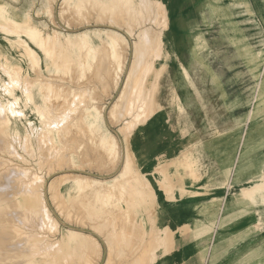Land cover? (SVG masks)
I'll return each mask as SVG.
<instances>
[{
  "label": "rangeland",
  "instance_id": "374dc122",
  "mask_svg": "<svg viewBox=\"0 0 264 264\" xmlns=\"http://www.w3.org/2000/svg\"><path fill=\"white\" fill-rule=\"evenodd\" d=\"M60 1L61 0H0V3L6 2L11 5L13 9L12 11L14 13L16 12L20 14L24 11L28 12L32 16V21L34 23H37L38 21H44L46 23V29L51 34H53L55 30L56 32L54 34H58L69 31L79 32L91 27H95L98 24V26L101 25L102 27H107L111 22L110 20L113 19L112 21H114V18L117 21L119 20L120 24H122L123 22H125L123 16V13H126L125 10H127L129 6L132 7L136 3V1L139 0H131L130 4H128V7L127 5H125L127 8L123 6L122 8L119 7L118 10H121L122 12H115L116 14L114 13L112 16L107 14L102 15L100 12H96L92 8H89L87 12L85 10L83 14L82 12L78 13L77 11L72 10V8L68 10L69 7L65 9L66 5L60 3ZM142 1V7L140 6L139 9L134 12L135 15L132 18V21L123 23L124 25L122 24L123 26L121 36L124 38H122L124 44L122 46L124 49H121L119 62H121L122 58L123 61L121 63L124 64L120 63L119 67L121 69L119 68L120 71H118V73L115 70L116 66L114 65V67L112 63H110L112 66L109 64L111 59L108 55L109 52H107V47L105 48L103 47L104 44H101V46H99L100 49H98V51H100L99 53L97 52L99 56L96 55L95 62H92V67L89 70L84 68L82 71L81 69L76 68V66L74 65L76 69L72 66L73 69L70 70L71 72L69 71V73L60 75L63 76V79H61L62 77L58 78V75L54 74L52 69H47L45 67L43 55L35 46H33V48L42 58V62H40L38 66L33 67L29 61L20 58L18 56V51L10 47L9 43L6 40V38H10V36H8V34H6L3 30L1 31L2 27L5 26L0 24L2 26H0V44L2 45V49L9 55H13L17 59V61L20 62L21 66V74L19 73L20 77L9 80V82L7 80V85H11L12 81H15L17 78L20 79H17L19 82H17L16 80L12 83L11 86L6 85V87L10 91L13 90L12 92L19 96V104H17L14 109H17L22 113H20L21 115L19 114L15 117H11L12 122L17 125L18 132L14 133L12 124L10 123L8 125L9 136L8 134H5L6 137L5 135H1L0 137V142L2 140L1 138H3V141L1 143L3 147L0 146V154H2L0 155V158L2 156L3 158H1L0 161L2 163L7 158V160H9H6L2 164H0V166L2 165L1 167H3L0 168V171L1 169L3 170L4 167L10 168L9 164L15 161L10 164V166L14 165V168L16 165L19 166H16L15 170H28L25 177H22L21 175L19 176L18 173L15 174L14 177L16 180H18V182L22 183L20 179L23 180L24 178H27L26 176L30 178L29 174L31 172V174H33V172L35 173L37 171H39L37 172V174L43 178L42 183H45V201L46 204L48 203L47 209L49 213L51 212V217L55 214L52 218L53 224H56L55 227L57 232L56 234L55 232L44 231V235L42 236L43 240L41 241L48 244H42L45 245L43 246V248L47 250V253H49V258L51 259L52 257V262L49 261L50 259L48 258V264H63L66 260H68L69 264H97V262L98 264H130L131 262L134 263L137 259V262H135L136 264H161L162 262L167 260L166 256H169L171 252H177L178 250H181L182 247V249H184L185 247V249L189 250L188 255L191 257L193 264H208V251L211 243V237L209 235L212 232L214 226V220L210 222L209 216H211V218L213 219L214 215L219 211L222 212V210L223 216H221V218L226 220H234L235 218L239 217L240 214L242 216H247L246 222L243 223L244 237L242 238H245L244 242H242V245L245 248H243L244 250L242 252H240L239 247L236 248L237 252L235 254L234 260H236L237 264H241V255L243 256L242 259H244L242 261V264H264V202L255 204L250 197H246L249 199V201L246 198H241L233 202L230 201L233 194L235 192H238L241 187H248L255 183V181H257L258 185L264 187V0ZM49 3L51 5H49ZM44 4H47L49 6L48 8L51 12H49V10L48 13H45L43 11L42 8ZM60 5L63 6L61 7ZM50 6L52 8H50ZM148 7L150 8L148 9ZM36 12H38V14ZM75 13L79 15L77 16ZM89 20L91 22H89ZM102 20H104V23H102ZM127 31L129 32L127 33ZM18 35L22 36V38H25L22 34ZM140 37H144L147 41H149V43ZM130 45H132V49ZM125 46H127V48ZM123 50L124 54H122ZM112 61L113 60H111V62ZM112 67H114L115 69ZM35 68L37 69L34 70ZM1 70L2 67H0V78L6 80L7 78ZM108 70L114 71L115 73L110 71L109 74ZM121 70L123 71L121 72ZM36 71L38 72V75ZM82 72L85 73H83V75L85 76H83L84 80L80 77L82 75ZM35 76H38L39 78L43 76L42 78H40L42 84L40 85L39 91L37 90L33 92L32 98L26 97L25 95L28 93V91L32 90L33 88L32 83L27 81H32L30 78L33 79L35 78ZM44 76L46 78H44ZM42 79L45 81V83L44 81H42ZM45 79H48V82L52 80L53 83L50 82L52 86H49V83L47 84V81ZM111 80L113 81L109 82ZM114 81L116 82L114 83ZM25 83L28 86L25 87ZM29 83L31 84L30 87ZM59 83H61V85ZM53 85L57 87L54 86V88ZM12 86L15 88H12ZM48 86L50 87V89ZM79 88L82 89L80 90ZM84 88L86 93H84L83 91ZM22 89L24 90V93ZM47 89L50 91H46ZM58 89H60V92H58ZM119 89L120 91H123V93L121 92L122 96L119 97V99L117 98V100L121 102L122 110H116L115 114L111 117V105L115 101V96ZM25 90L27 91V93ZM56 92L59 94L61 92L62 93L59 95L56 94ZM0 93V102L5 101V99H9V94L3 92ZM86 94H89L88 98H85L87 97ZM64 95L67 96V98ZM77 95H79L80 97L78 96V98ZM61 96H63V98L68 101L66 102L64 100L66 104L63 103V98ZM43 97H46L45 100L43 99ZM54 97H56V99ZM91 97L94 98V101L93 99H91ZM120 98H122V100H120ZM42 99L44 100V104ZM71 99L73 100V103ZM47 102L50 104H48ZM82 102H84V106L93 104L99 108L101 119H99L97 125L94 124L91 127L88 126V124L84 120L82 121V118L84 117V115H82V112L84 114V111H82L84 108L82 107ZM62 103L63 106H61ZM37 107L38 109H36ZM39 107H42L41 109H44L43 111L47 114L45 115V113ZM108 112L109 114L107 115ZM60 114L63 116H61ZM51 115L52 117H50ZM58 116L60 117V119ZM152 116H156L162 119L165 118L168 120L170 127L178 135L180 148V152L177 158L171 161L160 160L157 163V167L152 173H143L148 187L156 192L157 200L159 193L162 191L166 193L170 200H176L178 197L183 198L186 196L197 195H202L207 198L218 196L217 198H219L201 205V207L197 209V212L202 215L204 221L194 222L193 224H186L181 228V230L178 231L180 234H183V232H185L186 235H180V237L176 236L175 231L158 226L157 222H154V220L156 221V209L158 206L156 207L153 202L148 203L144 208L138 206L137 211L139 210L140 213L138 211L136 213L137 215L133 213V209V211L128 209V211H130L128 212L126 218L122 213H118L123 212L120 206H109V208L108 206H106V209H104V211L99 210L100 213H98L99 211L96 210L95 214H98L97 219L94 213L93 215H91L92 212H90V214L89 212L87 213L88 209L86 207L87 205L85 204L88 200V194L86 189H84L78 195L81 196L80 198L83 199L84 202L81 201V199L78 197L77 200L79 199L80 202L78 201L76 203L74 202L77 201L76 197H73V199H70L69 197V195H76L77 189L70 181H68V177L72 174L83 175V173H76V170L89 173L91 174L88 176L89 178L94 177L97 179H101V177L103 176L108 178V176L111 175L114 170H117V168H114V165L117 164V159L119 158V155L116 152L118 150L117 141H120L121 138L124 137V141V139L127 137L125 141H127L131 149V157L135 158V152H133V149L130 146L131 139L133 138L134 133L144 124L143 122H146V120H148ZM44 117L47 118L45 119ZM56 118H58L59 120ZM72 119L74 121H72ZM52 120L58 121L55 123V125H53ZM112 120L114 121L113 123ZM59 121L60 123H58ZM28 122L29 124H27ZM70 122H73V124H71ZM70 124L72 126H70ZM82 124L85 128H83V126L80 127ZM48 125L53 130L56 129L53 132V136L51 134L48 135V133L43 134L46 133V130H48ZM104 127H107L110 130L112 137L113 135L116 138L118 137L117 139L114 137V141H116L117 144L115 147V152L117 154L115 155L116 159L114 158L112 162H110L106 157L108 156V152L105 150V152H107V155L106 153L102 154L101 148L98 144L97 145L99 148H97L96 145V143H98L96 137L98 138L102 128ZM39 128L44 130H39ZM64 128L67 129V131ZM92 128H94V131L92 130ZM88 130L91 132H89ZM83 131L86 134L83 133ZM25 133L27 136H25ZM61 133H64V136L61 137ZM72 134L73 136H75L72 137ZM47 135L50 136L51 140H49L50 138ZM69 136H71V138H68ZM86 136L88 137L89 141L87 140ZM4 137L8 139L4 140ZM77 137H80L81 139H78ZM65 138H67V140H65ZM28 139L30 140L28 141ZM25 141H28L29 143ZM55 141H57L58 143ZM65 141L67 142V144H65ZM3 142H6V149L11 147L9 149L11 152L8 150L9 152L7 153L6 149L4 148ZM7 142H9L10 144ZM42 142L45 144V146H43L44 144ZM53 142L57 143V148ZM24 144L27 145L24 146ZM123 145H125V142L123 143ZM22 146L25 147L26 150ZM49 146L55 147L54 150L51 147L49 148ZM78 146L80 148L82 147L83 149L77 148ZM39 147L42 149H40ZM2 148L7 154L3 151ZM12 150L14 155L12 153ZM42 150H45L44 153H46L47 157L45 154L43 155ZM102 150L104 151V149ZM27 151L29 153L31 151V153L29 154L27 153ZM48 153H50L51 155H49ZM10 154L11 158L9 156ZM15 154L18 156V158ZM58 154L60 158L57 157ZM43 157L45 158L42 159ZM52 157L56 158L53 159ZM134 158L132 159L134 160ZM93 159L95 160L92 162L91 160ZM183 160H192V163L185 165L184 167L179 166V168H174L176 166V163ZM7 162H9V164ZM112 163L115 164L111 165ZM3 164L6 166H4ZM108 164L109 166H107ZM23 167L26 168L23 169ZM28 167H30V169ZM56 167H58L59 169H57ZM19 168H22V170ZM189 168H194L198 172V180H196V182L193 184L192 182L194 181L188 176ZM137 169L139 170V168ZM133 172L136 175L134 170L129 172L128 178H132L131 180H129L130 182H133V179L135 178V175L132 174ZM140 173L142 172L140 171ZM16 176H19V178H17ZM12 178L13 177H10L9 179L12 180ZM57 180H59L60 183H58L59 181L57 182ZM62 180L65 182L61 183ZM230 181L231 184L229 185L228 182ZM235 181L239 183L237 185H234L233 182ZM52 182L54 186L57 183L59 185L61 184L60 186L58 185L59 189L56 187L57 185L55 186L57 188L56 189L52 185ZM50 184L52 185L51 187H49ZM150 184L153 186V189L151 188ZM0 185L4 186L5 184L1 183ZM3 186H0V188H2ZM47 187L49 188L48 190L52 192L47 191ZM87 190L89 193V188H87ZM193 190H197L201 194L194 193ZM218 190L222 191V193H215ZM84 192L85 194H83ZM176 192L178 193L177 196L175 194ZM154 194H152L151 196H154ZM115 195L118 196V194L116 193ZM83 196H86V198ZM127 197L128 196L126 195L124 198L128 199ZM116 199L117 197L113 199V201H116ZM124 201L125 199H123L121 203L124 204ZM71 202L73 203L71 204ZM81 202L84 203L85 206L82 204V207L81 204H79ZM115 207H118V209H121V211H119ZM111 208H115L118 211L112 210ZM143 210L146 211L144 212ZM111 211L113 212V214H115L114 212L116 211L117 215H113ZM84 212L87 214H85ZM101 213L103 215V218H99L102 217V215H99ZM107 213L112 214H108L111 215L110 219L107 217ZM148 213L149 215L146 216ZM86 215H88V218L86 217ZM104 218L105 220L108 218L107 221H105ZM124 218H128L130 221H126ZM54 219L55 222L57 221L59 225L57 224V222H54ZM89 220L91 221L89 222ZM112 221H115V226L113 225ZM208 221L210 224L208 223ZM68 222L72 224H69ZM130 222L132 224H130ZM106 223H109V226L111 227H108V224L106 225ZM73 225L74 227L79 228L83 226L81 227V229H83L86 234L88 233L91 238L94 237L92 239L93 241L90 239V243L92 244L95 241L94 245L99 249L97 248L93 252V250L95 249L93 247L94 245L91 246L90 244L89 247L92 248H86L87 250L89 249V251H87L83 247L79 248V253L78 251L71 250L72 253L76 255L72 254L70 251L69 253L71 254L66 251L64 252L62 249H59L61 247H57L56 245H58L57 242H59V239L61 238L60 229L62 227L68 228L70 226V228H74L72 227ZM127 225L129 226V229ZM87 226H89L90 228H88ZM91 226H95V228H92L94 230H97H92ZM101 226L103 228H101ZM100 228L104 229L103 231H105L106 229L107 230L105 232H99L98 230H101ZM184 228L185 230H183ZM112 230L114 231L112 232ZM105 233L118 234L117 236L116 234H112L111 238L113 237V240L111 239V241L113 242H110V240L108 242L105 239H108V237L110 238V234H106L108 236H105ZM121 233L123 235L119 236ZM163 234H165L164 238ZM118 236L122 238L120 239L118 238ZM49 238L50 240H52L50 241ZM239 238L240 237L238 236V234H236L235 236L228 239V244L234 245L233 242L235 240H238ZM106 243L111 244H108L109 246H107ZM53 244L55 246H53ZM48 246L53 247V249L54 247H57V253L55 252V250L52 251V248H49ZM50 250L52 252H50ZM59 250H62L61 255L60 253L58 254ZM54 252L56 253V256L50 257V255ZM90 252H92L93 254ZM245 252L246 254L244 255L243 253ZM78 254H80V257L77 256ZM59 255L61 259L59 258ZM65 256L68 258H66ZM214 256L215 254L214 252H212L210 260H213ZM70 257H73V260ZM153 257L156 259H154ZM78 258H81L83 262ZM65 263L67 264V262Z\"/></svg>",
  "mask_w": 264,
  "mask_h": 264
},
{
  "label": "bare ground",
  "instance_id": "6f19581e",
  "mask_svg": "<svg viewBox=\"0 0 264 264\" xmlns=\"http://www.w3.org/2000/svg\"><path fill=\"white\" fill-rule=\"evenodd\" d=\"M130 1L131 0H61L60 1V3H62V4H65L66 5V7H65V9L67 8V7H69V9L68 10H70V8H72V10H74V11H77L78 13H81L82 12V14H83V12L86 10V12L89 10V8H92L93 10H95L96 12L98 11V12H100L102 15H113L115 12H118L119 10V7H121L122 8V6L123 7H126L125 5H127V7H128V4H130ZM142 0H139V1H136V3L132 6V7H126L127 8V10H125L126 11V13H123V16H124V21L125 22H123V23H128L129 21H132V18L134 17V15H135V11L137 10V9H139V7L142 5L141 3L143 2H141ZM160 2V1H159ZM144 4V3H143ZM147 4H148V2H147ZM49 5H51L50 3H49ZM161 5H164V4H161ZM61 6V5H60ZM63 6V5H62ZM61 6V7H62ZM149 6V5H148ZM158 6V5H157ZM49 6L47 5V4H44V6H43V11L45 12V13H48V10H49V12H51L50 11V9L48 8ZM142 7V6H141ZM50 8H52L51 6H50ZM125 8V9H126ZM150 7H148V9H149ZM13 9H12V6L11 5H9L8 3H6V2H2V3H0V24L1 25H4L5 27H2L1 25V27H2V29H1V31L3 30L6 34H8V36H10V38H6V40H7V42L9 43V45H10V47H12V48H14V49H16L17 51H18V56L20 57V58H23V59H26L27 61H29L30 62V64H32V66L34 67V66H38V64L40 63V62H42V58H41V56L38 54V52L33 48V46H35L37 49H39V51L42 53V55H43V59H44V63H45V67L47 68V69H52L53 70V72H54V74H57L58 75V78L59 77H62L61 79H63V76H60L61 74L63 75V74H66V73H69V71L70 70H72L73 68H72V66L75 68V66H76V68H79V69H81L82 71H83V69L85 68V69H90L91 67H92V62L94 61L95 62V59H96V55H98L97 54V52L99 53V51H98V49H100V47L99 46H101V44H104L103 45V47H107V52H109L108 53V55L110 56V59L111 60H113L112 62H111V60H110V62H109V64L110 63H112V65L114 66H116V69L114 68V67H112V68H114L116 71H117V73H118V71H120L119 70V66H120V63L123 61L122 60V58H121V62H119L120 60V55H121V49H124L123 48V46L122 45H124L123 44V40H122V36H121V31H122V26L124 25L123 23V25L122 24H120V22H119V20L117 21V20H115V18H114V21H112V20H110L111 22H110V24H109V26H107V27H102L101 25L100 26H95V27H91V28H89V29H85V30H82V31H79V32H71V31H69V32H63V33H58V34H54L55 32H56V30H55V32L53 33V34H51L47 29H46V23L44 22V21H38L37 23H34L33 21H32V16L28 13V12H21L20 14H18V13H14L13 11H12ZM52 10V9H51ZM64 11V10H63ZM121 11V10H120ZM119 11V12H120ZM62 12V11H61ZM76 12V13H77ZM92 12V11H91ZM94 12V11H93ZM118 12V13H119ZM122 12V11H121ZM37 14H38V12H36ZM75 13V14H76ZM59 14H61V13H59ZM65 14H67V13H65ZM116 14V13H115ZM142 14V13H141ZM148 14V13H147ZM156 14V13H155ZM49 15V14H48ZM77 15V14H76ZM75 15V16H76ZM79 15V14H78ZM77 15V16H78ZM85 15V14H84ZM63 16V15H62ZM73 16V15H72ZM83 16V15H82ZM95 16V15H94ZM117 16V15H116ZM122 16V17H123ZM148 16H150V15H148ZM55 17H56V15H55ZM60 17V16H59ZM81 17V16H80ZM86 17H88V16H86ZM121 17V18H122ZM137 17V16H136ZM154 17V16H153ZM34 18V17H33ZM61 18V17H60ZM119 18V17H118ZM68 19V18H67ZM110 19V18H109ZM108 19V20H109ZM84 20V19H83ZM123 20V19H122ZM137 20V19H136ZM150 20V19H149ZM66 21V20H65ZM69 21V20H68ZM75 21V20H74ZM85 21V20H84ZM104 20H102V23H104L103 22ZM138 21V20H137ZM89 22H91L90 20H89ZM106 22V21H105ZM122 22V21H121ZM142 22V21H141ZM83 23V22H82ZM97 23V22H96ZM70 24H71V22H70ZM92 25V24H91ZM96 25V24H95ZM79 26V25H78ZM145 26V25H144ZM0 27V28H1ZM71 28V27H70ZM86 28V27H85ZM130 28V27H129ZM145 28V27H144ZM65 31H66V29H65ZM72 31H74V30H72ZM129 31H127V33H128ZM125 33V32H124ZM131 33V32H130ZM130 33H129V35H130ZM149 33V32H148ZM18 34H22V35H24V37L25 38H22V36H19ZM150 34V33H149ZM142 35V34H141ZM143 35H144V33H143ZM142 35V36H143ZM137 36V35H136ZM127 37V36H126ZM128 38V37H127ZM140 38H143L146 42H148L149 43V41H147L144 37H140ZM148 38V37H147ZM124 39V38H123ZM142 39V40H143ZM149 39V38H148ZM140 40V39H139ZM138 40V41H139ZM144 42V41H143ZM145 42V43H146ZM142 43V42H141ZM130 44V43H129ZM135 44V43H134ZM147 44V43H146ZM148 45V44H147ZM150 45H151V43H150ZM131 46V49H132V45H130ZM134 46V45H133ZM126 48H127V46H125ZM138 47V46H137ZM141 47V46H140ZM148 47V46H147ZM146 48V47H145ZM141 49V48H140ZM143 49H144V45H143ZM133 50H134V48H133ZM133 50H132V52H133ZM146 50V49H145ZM151 50V49H150ZM103 51V50H102ZM140 51V50H139ZM144 51V50H143ZM124 52V50L122 51V54H124L123 53ZM145 52V51H144ZM127 53V52H126ZM139 53V52H138ZM147 53V52H146ZM141 54V53H140ZM127 55V54H126ZM130 55V54H129ZM99 56V55H98ZM135 56V55H134ZM136 57V56H135ZM127 59V58H126ZM147 59V58H146ZM108 61V60H107ZM29 62H27V63H29ZM115 64H114V63ZM124 62H125V60H124ZM26 63V64H27ZM138 63V62H137ZM0 67H2V73L6 76V80L5 79H2V78H0V92H3V93H6V94H9L10 95V97H9V99H5V101H1L0 102V137H1V135H5V134H8V130H9V124L11 123L12 124V129H13V131H14V133H16V132H18V130H17V125L14 123V122H12V119H11V117H15V116H17V115H19L21 112H19L17 109H14L16 106H17V104H19V96L18 95H16V94H14L12 91L13 90H9V89H7V87H6V85L8 84V82H9V80H12V79H15L16 77H20L19 76V73L21 74V66H20V62L19 61H17V59L13 56V55H9L8 53H6V52H4L3 51V49H2V45L0 44ZM121 64H124V63H121ZM131 64V63H130ZM75 65V66H74ZM94 65V64H93ZM108 65V64H107ZM111 65V64H110ZM111 65V66H112ZM138 65V64H137ZM98 66V65H97ZM123 66V65H122ZM131 66V65H130ZM75 68V69H76ZM107 68H109V67H107ZM111 68V67H110ZM124 68V67H123ZM122 68V69H123ZM151 68H152V65H151ZM30 69V68H29ZM37 68H35L34 70H36ZM46 69V70H47ZM113 69V70H114ZM121 69V68H120ZM136 69V68H135ZM78 70V69H77ZM80 70V71H81ZM93 70V69H92ZM114 70V71H115ZM130 70V69H129ZM41 71V70H40ZM39 71V72H40ZM75 71V70H74ZM109 71V70H108ZM111 71V70H110ZM110 71H109V74H110ZM114 71H111V72H114ZM123 70H121V72H122ZM138 71V70H137ZM35 72V71H34ZM45 72V71H44ZM71 72V71H70ZM86 72V71H85ZM139 72V71H138ZM150 72V71H149ZM36 73H37V75H38V72L36 71ZM42 73V72H41ZM40 73V74H41ZM83 73L84 72H82V75L80 76L81 78H83ZM115 73V72H114ZM116 73V74H117ZM39 74V75H40ZM51 74V73H50ZM78 74V73H77ZM85 74V73H84ZM108 74V75H109ZM115 74V75H116ZM120 74V73H119ZM36 75V74H35ZM53 75V74H52ZM57 75H55V76H57ZM112 75V74H111ZM143 75V74H142ZM67 76V75H66ZM103 76V75H102ZM110 76V75H109ZM119 76V75H118ZM43 77V76H42ZM42 77H40V78H42ZM68 77H70V76H68ZM67 77V78H68ZM85 77V76H84ZM113 77V76H112ZM120 77V76H119ZM23 78V77H22ZM40 78L38 77V76H35V78H30L32 81H27V82H31L32 83V85H33V88H32V90H30V91H28V88H27V91H28V93H27V91H26V97H31L32 98V94H33V92L34 91H39V88H40V85L42 84L41 83V81H40ZM44 78H46L45 76H44ZM43 78V79H44ZM101 78V77H100ZM110 78V77H109ZM114 78V77H113ZM18 79V78H17ZM16 79V80H17ZM42 79V81H44ZM112 79V78H111ZM119 79V78H118ZM117 79V80H118ZM7 80H8V82H7ZM15 80V81H16ZM18 80H20V79H18ZM17 80V82H19ZM46 80V79H45ZM48 80V79H47ZM46 80V81H47ZM60 80V79H59ZM70 80V79H69ZM76 80V79H75ZM79 80V79H78ZM83 80H84V78H83ZM91 80V79H90ZM109 80V79H108ZM116 80V81H117ZM14 80L12 81V83L13 82H15ZM57 81V80H56ZM77 81V80H76ZM113 80H111V81H109V82H112ZM116 81H114V83L116 82ZM11 82V81H10ZM26 82V81H25ZM50 82H52V80H50ZM50 82H48L47 81V84L50 86L51 85V83ZM79 82V81H78ZM81 82V81H80ZM97 82V81H96ZM99 82V81H98ZM118 82V81H117ZM12 83H11V85H12ZM44 83H45V81H44ZM53 83V82H52ZM88 83H90V82H88ZM113 83V84H114ZM18 84V83H17ZM28 84V83H27ZM60 85H61V83H59ZM64 84V83H63ZM62 84V85H63ZM80 84H82V83H80ZM98 84V83H97ZM117 84V83H116ZM132 84V83H131ZM11 85H7V86H11ZM14 85V84H13ZM16 85V84H15ZM22 85V84H21ZM23 85H24V83H23ZM30 83H29V87H30ZM46 85V84H45ZM55 85H57V84H55ZM55 85H53V87L55 86ZM72 85V84H71ZM118 85V84H117ZM26 86H28V85H26V83H25V87ZM43 86V85H42ZM48 86V87H49ZM52 86V85H51ZM82 86V85H81ZM92 86V85H91ZM95 86H97V85H95ZM20 87V86H19ZM22 87V86H21ZM55 87H57V86H55ZM54 87V88H55ZM80 87V86H79ZM90 87V86H89ZM12 88H15V87H13L12 86ZM24 88V87H23ZM45 88H47V87H45ZM53 88V89H54ZM61 88V87H60ZM98 88V87H97ZM25 89V88H24ZM30 89V88H29ZM49 89H50V87H49ZM62 89V88H61ZM63 89H64V87H63ZM69 89V88H68ZM80 89V88H79ZM79 89H78V91H79ZM82 89V88H81ZM80 89V90H81ZM86 89H87V87H86ZM91 89V88H90ZM94 89V88H93ZM115 89V88H114ZM23 90V89H22ZM59 91L58 92H60V89H58ZM75 90V89H74ZM73 90V91H74ZM97 90V89H96ZM46 91H50V90H46ZM56 91H57V89H56ZM65 91V90H64ZM69 91V90H68ZM77 91V90H76ZM84 93H86L85 92V88H84ZM99 91V90H98ZM110 91V90H109ZM108 91V92H109ZM41 92V91H40ZM52 92V91H51ZM54 92V91H53ZM71 92V91H70ZM121 92L123 93V91H120V89L118 90V92H117V94H116V96H115V101L113 102V104L111 105L112 106V108H111V117H112V115H114L115 114V112H116V110H118V109H121L122 110V106H121V102L119 101V100H117V98L119 99V97H121L122 96V94H121ZM125 92V91H124ZM155 92V91H154ZM23 93H24V90H23ZM42 93V92H41ZM44 93H47V92H44ZM62 93V92H61ZM60 93V94H61ZM67 93V92H66ZM69 93V92H68ZM75 93V92H74ZM83 93V94H84ZM98 93V92H97ZM101 93V92H100ZM99 93V94H100ZM110 93V92H109ZM108 93V94H109ZM56 94H59V93H57L56 92ZM59 94V95H60ZM63 94H64V92H63ZM82 94V95H83ZM0 95H1V93H0ZM46 95V94H45ZM44 95V96H45ZM59 95H58V97H59ZM70 95V94H69ZM81 95V94H80ZM87 95V94H86ZM89 95V94H88ZM87 95V97H85V98H88L89 96ZM154 95V94H153ZM57 96V95H56ZM65 96V95H64ZM76 96V95H75ZM79 95H77V97H78ZM94 96H96V95H94ZM93 96V97H94ZM98 96V95H97ZM112 96V95H111ZM50 97V96H49ZM62 98H63V96H61ZM66 98H67V96H65ZM80 97V96H79ZM78 97V98H79ZM100 97H101V95H100ZM45 98L46 97H43V99L45 100ZM55 99H56V97H54ZM53 98V99H54ZM69 98V97H68ZM71 98V97H70ZM82 98V97H81ZM95 98H97V97H95ZM27 99V98H26ZM30 99V98H29ZM42 99V100H43ZM51 99H52V94H51ZM76 99V98H75ZM91 99H93V101H94V98H92L91 97ZM152 99V98H151ZM32 100V99H31ZM44 100H43V104H44ZM58 100V99H57ZM61 100V99H60ZM64 98H63V103L64 104H66L65 102H64ZM72 100V99H71ZM120 100H122V98H120ZM127 100V99H126ZM47 101V100H46ZM66 102H68L67 100H65ZM76 101V100H75ZM82 101V100H81ZM85 101V100H84ZM117 101H118V103L120 104H118L117 103ZM128 101V100H127ZM56 102V101H55ZM89 102V101H88ZM111 102V101H110ZM150 102V101H149ZM25 103H27V102H25ZM48 103V102H47ZM57 103V102H56ZM63 103H62V105L61 106H63ZM72 103H73V100H72ZM83 103V106L82 107H84L83 108V110L82 111H84V114H83V112H82V115H84V117L82 118V121L84 120L87 124H88V126H91L92 127V125H97L98 124V122H99V119H101V117H100V111H99V108L96 106V105H93V104H91V105H86V106H84V102H82ZM151 103V102H150ZM42 104V103H41ZM48 104H50V103H48ZM52 104V103H51ZM55 104V103H54ZM125 104V103H124ZM71 105V104H70ZM45 106V105H44ZM50 106V105H49ZM65 106V105H64ZM72 106V105H71ZM81 106V105H80ZM55 107V106H54ZM67 107V106H66ZM73 107V106H72ZM40 108V107H39ZM42 108V107H41ZM40 108V109H41ZM45 108V107H44ZM50 108V107H49ZM62 108V107H61ZM69 108V107H68ZM101 108V107H100ZM36 109H38V107L36 108ZM47 109V108H46ZM59 109V108H58ZM74 109V108H73ZM77 109H79V108H77ZM42 110V109H41ZM44 110V109H43ZM42 110V111H43ZM64 110V109H63ZM50 111H52V110H50ZM54 111V110H53ZM73 111H75V110H73ZM101 111H102V109H101ZM39 112V111H38ZM41 112V111H40ZM44 112V111H43ZM56 112V111H55ZM70 112V111H69ZM118 112V111H117ZM137 112V111H136ZM45 113V112H44ZM73 113V112H72ZM119 113H120V111H119ZM150 113H151V111H150ZM149 113V114H150ZM11 115V116H9V115ZM22 114V113H21ZM20 114V115H21ZM47 113H45V115H46ZM74 114V113H73ZM77 114V113H76ZM81 114V113H80ZM102 114V113H101ZM109 114V112L107 113V115ZM117 114V113H116ZM41 115H42V113H41ZM44 115V114H43ZM61 115V114H60ZM48 116V115H47ZM61 116H63V115H61ZM73 116V115H72ZM79 116V115H78ZM110 116V115H109ZM50 117H52V115L50 116ZM59 117V116H58ZM75 117V116H74ZM74 117H72V118H74ZM111 117H109V118H111ZM149 117V116H148ZM40 118H41V116H40ZM45 119L47 118V117H44ZM108 118V119H109ZM114 118V117H113ZM112 118V119H113ZM115 118H116V116H115ZM54 119V118H53ZM56 119H58V118H56ZM59 119H60V117H59ZM58 119V120H59ZM70 119V118H69ZM79 119V118H78ZM77 119V120H78ZM14 120H15V118H14ZM57 120V121H58ZM64 120V119H63ZM106 120V119H105ZM114 120V119H113ZM112 120V123L114 122ZM53 121V125H55V123L57 122V121H54V120H52ZM71 121V120H70ZM72 121H74L73 119H72ZM79 121V120H78ZM62 122V121H61ZM106 122V121H105ZM120 122V121H119ZM52 123V122H51ZM58 123H60V121L58 122ZM64 123V122H63ZM71 123V122H70ZM81 123V122H80ZM79 123V124H80ZM144 123V122H143ZM27 124H29V122L27 123ZM62 124V123H61ZM66 124H67V122H66ZM71 124H73V122L71 123ZM70 124V126H72ZM75 124V123H74ZM79 124H78V126H79ZM111 124V123H110ZM63 125H65V124H63ZM69 125V124H68ZM77 125V124H76ZM83 126V124L80 126V127H82ZM43 127V126H42ZM41 127V128H42ZM48 130H46V133H43V134H47L48 133V135L49 134H51L52 136H53V132L56 130H53L52 128H50V126L48 125ZM52 127V126H51ZM69 127V126H68ZM102 127V126H101ZM121 127V126H120ZM41 128H39V130L41 129ZM54 128V127H53ZM63 128V127H62ZM61 128V129H62ZM66 128H67V126H66ZM71 128V127H70ZM83 128H85L84 126H83ZM65 129V128H64ZM77 129V128H76ZM94 128H92V130H93ZM30 130V129H29ZM42 130V129H41ZM44 130V129H43ZM42 130V131H43ZM66 131H67V129H65ZM83 130V129H82ZM30 131H32V130H30ZM62 131V130H61ZM77 131V130H76ZM86 131V130H85ZM89 131V130H88ZM94 131V130H93ZM33 132V131H32ZM74 132H75V130H74ZM73 132V133H74ZM80 132H81V130H80ZM87 132V131H86ZM89 132H91V131H89ZM13 133V134H14ZM31 133V132H30ZM40 133V132H39ZM38 133V134H39ZM65 133V132H64ZM63 133V134H64ZM68 133V132H67ZM66 133V134H67ZM83 133H85L84 131H83ZM28 134V133H27ZM62 133H61V137L62 136H64ZM77 134V133H76ZM86 134V133H85ZM89 134V133H88ZM47 135V136H48ZM81 135V134H80ZM94 135V134H93ZM98 135H99V133H98ZM113 135V134H112ZM8 136H9V134H8ZM25 136H27L26 135V133H25ZM30 136V135H29ZM28 136V137H29ZM39 136V135H38ZM37 136V137H38ZM51 136V137H52ZM59 136V135H58ZM75 136V135H74ZM73 136V134H72V137H74ZM5 137H6V135H5ZM4 137V138H5ZM28 137H24V138H28ZM49 138H50V136H48ZM81 137V136H80ZM79 137V138H80ZM85 137V136H84ZM87 137V136H86ZM95 137V136H94ZM114 135H113V137L111 136V132H110V130L107 128V127H104V128H102V130H101V133H100V135L98 136V138L96 137V139H97V141H98V143H96V145L98 144L99 145V147L101 148V151H102V154H105L106 153V155H107V152H108V156H106L107 158H108V160L110 161V162H112L113 161V159L115 158V155L118 153V155H119V158L117 159V164L116 165H114V168H117V170H114L113 171V173L111 174V175H109L108 176V178L107 177H101V179H97V178H89L88 176L89 175H91V174H89V173H86V172H84V171H82V172H80L79 170H76V173H83V175H79V174H72V175H70L69 177H68V181H70L74 186H75V188L77 189V193H76V195H69V197H70V199H73V197H76V200H77V198L79 197H81V196H78L79 195V193L80 192H82L84 189H86V191H87V194H88V197H87V201H86V204L85 205H87L86 207H87V209H88V211H87V213L89 212V214H90V212H92V214L91 215H93V213L95 214V212H96V210H103L104 211V209H106L105 207L106 206H108V208H109V206H120V208L122 209V211L123 212H118V213H122L124 216H125V218L127 217V214H128V212L130 211V210H134V214H136L138 211H137V208H138V206H141V208H144V207H146V205L148 204V203H151V202H153V204H155L156 205V207L158 206V204H157V202H156V193L153 191V190H151L149 187H148V185H147V183H146V179H145V176L143 175V173H140V170H138L137 168H138V166H137V164H136V162H135V160H133L132 158L133 157H131V149H130V147H129V145H128V143H127V141H125L126 140V138L124 139V141H123V138H121L120 139V141H117L118 143V150L116 151V141H114L115 139H114ZM42 138V137H41ZM68 138H71V136H69ZM78 138V137H77ZM78 138V139H79ZM92 138H93V136H92ZM116 138V137H115ZM118 138V137H117ZM116 138V139H117ZM2 140H1V142H0V146H2L1 145V143H2V141H3V138H1ZM8 139V138H7ZM6 138L4 139V140H7ZM38 139V138H37ZM74 139V138H73ZM81 139V138H80ZM86 139V138H85ZM15 140V139H14ZM18 140V139H17ZM23 140V139H22ZM27 140V139H26ZM30 139H28V141H29ZM44 140V139H43ZM49 140H51V138L49 139ZM62 140V139H61ZM65 140H67V138H65ZM69 140V139H68ZM75 140V139H74ZM83 140V139H82ZM87 140H88V137H87ZM28 141H25V142H28ZM53 141H54V139H53ZM60 141V140H59ZM77 141V140H76ZM81 141V140H80ZM84 141V140H83ZM89 141V140H88ZM95 141V140H94ZM18 142V141H17ZM36 142H37V140H36ZM49 142V141H48ZM48 142H47V145H48ZM55 142H57V141H55ZM62 142V141H61ZM66 142V141H65ZM70 142V141H69ZM75 142V141H74ZM86 142V141H85ZM92 142V141H91ZM125 142V145H123V143ZM4 143V142H3ZM6 143V142H5ZM5 143H4V148L6 147L5 146ZM7 143H9V142H7ZM29 143V142H28ZM31 143V142H30ZM43 143V142H42ZM54 143V142H53ZM58 143V142H57ZM57 143H54L55 144V146H56V144ZM77 143V142H76ZM93 143V142H92ZM10 144V143H9ZM12 144V143H11ZM17 144H19V143H17ZM41 144V143H40ZM44 144V143H43ZM50 144H52V143H50ZM65 144H67V142L65 143ZM120 144V145H119ZM251 144V143H250ZM6 145H8V144H6ZM22 145V144H21ZM27 145V144H26ZM25 144H24V146H26ZM29 145V144H28ZM63 145V144H62ZM73 145V144H72ZM79 145H82V144H79ZM94 145V144H93ZM98 145H97V148H99L98 147ZM10 146V145H9ZM8 146V147H9ZM38 146V145H37ZM41 146V145H40ZM43 146H45V144L43 145ZM52 146V145H51ZM51 146H49V148L51 147ZM61 146V145H60ZM3 147V146H2ZM13 147V146H12ZM23 147V146H22ZM48 147V146H47ZM58 146H56V148H57ZM69 147V146H68ZM74 147V146H73ZM91 147V146H90ZM11 148V147H10ZM10 148H8V149H6V151H7V153L10 151L9 149ZM23 148H25V147H23ZM22 148V149H23ZM28 148V147H27ZM40 148V147H39ZM51 148H53V150H54V148L55 147H51ZM63 148V147H62ZM71 148V147H70ZM77 148H80L79 146L77 147ZM82 148V147H81ZM80 148V149H81ZM89 148V147H88ZM92 148V147H91ZM96 148V149H97ZM1 149V148H0ZM3 149V148H2ZM12 149H14V148H12ZM40 149H42V148H40ZM59 149V148H58ZM74 149V148H73ZM83 149V148H82ZM102 149H104V151L102 150ZM9 150V151H8ZM25 150H26V148H25ZM51 150V149H50ZM49 150V151H50ZM61 150V149H60ZM67 150V149H66ZM105 150L107 151V152H105ZM1 151V150H0ZM3 151H4V149H3ZM43 151V150H42ZM100 151V150H99ZM117 153H116V152ZM5 152V151H4ZM11 152V151H10ZM45 152V150L43 151V155L45 154L46 155V153H44ZM51 152V151H50ZM59 152V151H58ZM64 152V151H63ZM88 152V151H87ZM104 152V153H103ZM1 153V152H0ZM6 153V152H5ZM6 153V154H7ZM12 153H13V150H12ZM11 153V154H12ZM17 153V152H16ZM27 153H29L28 151H27ZM30 153H31V151H30ZM29 153V154H30ZM38 153V152H37ZM52 153V152H51ZM65 153V152H64ZM68 153H70V152H68ZM99 153V152H98ZM101 153V152H100ZM11 154L9 155L10 156V158H11ZM34 154V153H33ZM49 155H51L50 153H48ZM53 154V153H52ZM55 154V153H54ZM57 154V153H56ZM61 154V153H60ZM67 154V153H66ZM84 154V153H83ZM0 155H2V154H0ZM13 155H14V153H13ZM16 155V154H15ZM42 155V154H41ZM94 155V154H93ZM17 156V155H16ZM33 156V155H32ZM84 156V155H83ZM8 157V156H7ZM13 157V156H12ZM15 157V156H14ZM38 157V156H37ZM46 157H47V155H46ZM57 157H59V154H58V156ZM67 157H68V155H67ZM88 157H90V156H88ZM94 157V156H93ZM100 157H101V155H100ZM1 158H3V156L1 157ZM0 158V159H1ZM17 158H18V156H17ZM32 158V157H31ZM45 157H43L42 159H44ZM51 158V157H50ZM53 158V157H52ZM54 158H56V157H54ZM53 158V159H54ZM60 158V157H59ZM78 158V157H77ZM82 158V157H81ZM80 158V159H81ZM103 158V157H102ZM107 158H106V160H107ZM8 159V158H7ZM6 159V160H7ZM52 159V160H53ZM67 159V158H66ZM70 159V158H69ZM116 159V158H115ZM135 159V158H134ZM6 160H4L3 162H5ZM14 160V159H13ZM18 160V159H17ZM16 160V161H17ZM22 160V159H21ZM45 160H47V159H45ZM65 160V159H64ZM95 159H93V160H91L92 162L94 161ZM97 160V159H96ZM105 160V159H104ZM7 161H9V160H7ZM40 161V160H39ZM54 161V160H53ZM69 161V160H68ZM81 161V160H80ZM90 161V160H89ZM103 161V160H102ZM2 162V163H3ZM10 162H11V160H10ZM13 162H15V161H13ZM12 162V163H13ZM37 162V161H36ZM41 162V161H40ZM39 162V163H40ZM42 162H45V161H42ZM56 162V161H55ZM85 162V161H84ZM104 162V161H103ZM102 162V163H103ZM1 163V161H0V164H2ZM8 164H9V162H7ZM12 163H10V164H12ZM83 163V162H82ZM105 163H107V162H105ZM5 164V163H4ZM3 164V165H4ZM10 164H9V167L10 168H5L4 167V169L2 170L1 169V171H0V182L1 183H4L5 185L3 186V185H0V186H3L2 188H0V264H48V258H49V253H47V250H45L44 248H43V246H45L47 243L46 242H44L45 243V245H42V244H44L41 240H43L42 239V236L44 235L43 233H44V231H47V232H55L56 234H57V232H56V227H55V225L53 224V216L55 215H53L52 217L50 216L51 215V212L49 213V211H48V209H47V204H46V199H45V195H44V190H45V183H42L43 182V178L40 176V175H38L37 174V172H39V171H37V172H33V174H31L32 172L31 171H29V172H31L29 175H30V178H28V176H26L27 178H24L23 180L22 179H20L21 181H22V183L21 182H18V180H16L15 179V174L16 173H18L19 174V176L21 175L22 177H25V175L27 174V171H26V167L24 168L23 167V169H25V171L24 170H22V168H19V169H21L22 171H18V170H15V168H16V166H15V168H14V165H12V166H10ZM15 164H17V163H15ZM30 164V163H29ZM41 164V163H40ZM39 164V165H40ZM44 164V163H43ZM50 164V163H49ZM55 164V163H54ZM65 164V163H64ZM94 164V163H93ZM113 164H115V163H112L111 165H113ZM52 165V164H51ZM56 165V164H55ZM63 165V164H62ZM110 165V166H111ZM2 166V165H1ZM0 166V168H3V167H1ZM4 166H6V165H4ZM24 166V165H23ZM26 166V165H25ZM50 166V165H49ZM100 166V165H99ZM107 166H109V164L107 165ZM170 166V165H169ZM179 166H182V163L181 162H178V163H176V166L174 167V168H179ZM7 167H8V165H7ZM17 167H19V166H17ZM44 167V166H43ZM52 167V166H51ZM55 167V166H54ZM63 167V166H62ZM61 167V168H62ZM76 167V166H75ZM82 167H83V165H82ZM91 167V166H90ZM112 167V166H111ZM110 167V168H111ZM29 169H30V167H28ZM27 168V169H28ZM38 168H39V166H38ZM48 168V167H47ZM57 169H59L58 167H56ZM73 168V167H72ZM85 168V167H84ZM104 168V167H103ZM54 169V168H53ZM82 169V168H81ZM90 169V168H89ZM32 170H33V168H32ZM39 170H40V168H39ZM52 170V169H51ZM55 170V169H54ZM95 170V169H94ZM104 170V169H103ZM112 170V169H111ZM110 170V171H111ZM132 170H134L135 171V173H136V175L134 174V172L132 173V174H134L135 175V178L133 179V182L131 181H129V180H131V179H129L128 177H129V172L130 171H132ZM28 172V173H29ZM42 172V171H41ZM40 172V173H41ZM66 172V171H65ZM99 172V171H98ZM162 172V171H161ZM164 172V171H163ZM39 173V174H40ZM45 175V174H44ZM62 175H64V174H62ZM61 175V176H62ZM131 175V174H130ZM19 176L17 177V178H19ZM132 176V175H131ZM144 176V177H143ZM10 177H13L12 178V180L11 179H9ZM21 177V178H22ZM58 177V176H57ZM60 177V176H59ZM134 177V176H133ZM262 178V177H261ZM45 179V178H44ZM67 179V178H66ZM167 179V178H166ZM51 180H53V179H51ZM56 180V179H55ZM54 180V181H55ZM63 180H65V179H63ZM61 181V183H63V182H65V181ZM257 180V179H256ZM260 180V179H259ZM47 181V180H46ZM53 181V182H54ZM59 180H57V182H58ZM67 181V180H66ZM149 181V180H148ZM263 181V180H262ZM53 182H52V185H53ZM57 182H55V183H57ZM0 183V184H1ZM50 183H51V181H50ZM58 183H60V181L58 182ZM56 184L55 186L59 189V186L61 185H59V184ZM150 183V182H149ZM261 184V183H260ZM51 184H50V186L49 187H51L52 186ZM59 185V186H58ZM151 185V184H150ZM264 185V184H263ZM48 186V185H47ZM54 186V185H53ZM54 186V187H55ZM55 187V188H56ZM153 186L151 185V188H152ZM56 188V189H57ZM87 188H89V190H90V192L88 193V190H87ZM49 188L47 187V191H49L48 190ZM153 189V188H152ZM59 191V190H58ZM49 192H52V191H49ZM75 193V192H74ZM115 193L116 194H118V196L117 195H115ZM155 193V194H154ZM53 194V193H52ZM61 194H62V192H61ZM83 194H85V192L83 193ZM152 194H154V196H151ZM56 195V194H55ZM117 197V199H116V201H113V199H115L116 197ZM128 196L127 198L128 199H126V198H124L125 196ZM54 196V195H53ZM87 196V195H86ZM86 196H83V197H85L86 198ZM52 197V196H51ZM68 197V198H69ZM72 197V198H71ZM115 197V198H114ZM233 197L236 199V200H239V199H241V198H246V197H250V198H252V201L255 203V204H259L260 202H264V187H262V186H260V185H258L257 184V181H255V183H253L252 185H250V186H248V187H241L240 188V190L238 191V192H235L234 194H233ZM61 198H62V196H61ZM55 199V198H54ZM81 199V198H80ZM123 199H125V203L124 204H122L121 203V201ZM246 199H248V198H246ZM75 200V199H74ZM79 201V199L77 200V201H74V202H78ZM81 201H83L84 202V200L83 199H81ZM243 201V200H242ZM248 201H249V199H248ZM53 202V201H52ZM51 202V203H52ZM55 202V201H54ZM80 202V201H79ZM73 202H71V204H72ZM56 204V203H55ZM79 204H81V206H82V204L84 205V203H79ZM84 205V206H85ZM80 206V207H81ZM49 207V206H48ZM60 207H62V206H60ZM83 207V206H82ZM115 208H117L118 209V207H115ZM112 209V210H116V209ZM76 209V208H75ZM121 209L119 210V211H121ZM128 209H130L129 211H128ZM151 209V208H150ZM84 210H86V209H84ZM108 210V209H107ZM110 210V209H109ZM118 210H116V211H118ZM132 210V211H133ZM149 210V209H148ZM147 210V211H148ZM154 210V209H153ZM157 210V209H156ZM50 211H51V209H50ZM65 211V210H64ZM106 211V210H105ZM116 211L114 212L115 214H116ZM144 212L146 211V210H143ZM59 212V211H58ZM110 212V211H109ZM112 212V211H111ZM149 212V211H148ZM152 212V211H151ZM150 212V213H151ZM85 213V212H84ZM87 213H85V214H87ZM98 213H100V211L98 212ZM139 213H140V211H139ZM59 214V213H58ZM108 214H111V213H107L106 215H108ZM112 214H113V212H112ZM111 214V215H112ZM115 214H113V215H115ZM96 215V218H97V215L98 214H95ZM99 215H102V213L101 214H99ZM111 215H108L107 217L110 219V216ZM117 215V214H116ZM122 215V216H123ZM137 215V214H136ZM141 215V214H140ZM149 215V213L146 215V216H148ZM153 215V214H152ZM88 215H86V217H87ZM123 216V217H124ZM56 217V216H55ZM95 217V216H94ZM105 217V216H104ZM114 217H116V216H114ZM113 217V218H114ZM130 217V216H129ZM150 217V216H149ZM88 218V217H87ZM99 218H103V215H102V217H99ZM106 218V217H105ZM105 218H104V220H105ZM107 218V219H108ZM124 218V219H125ZM72 219V218H71ZM95 219V218H94ZM98 219V218H97ZM96 219V220H97ZM107 219L105 220V221H107ZM153 219V218H152ZM58 220V219H57ZM61 220V219H60ZM65 220V219H64ZM92 220V219H91ZM91 220H89V222L91 221ZM101 220H103V219H101ZM101 220H99V221H101ZM111 220H114V219H111ZM126 221L127 220H129L128 218L127 219H125ZM151 220V219H150ZM154 220V219H153ZM59 221V220H58ZM66 221H67V219H66ZM93 221H95V220H93ZM123 221V220H122ZM130 221V220H129ZM54 222H55V219H54ZM57 222V221H56ZM55 222V223H56ZM70 222V221H69ZM68 222V223H69ZM80 222V221H79ZM88 222V221H87ZM113 222V221H112ZM112 222H109V223H112ZM115 222V221H114ZM114 222H113V225H114ZM154 222H156L155 220H154ZM63 223V222H62ZM61 223V224H62ZM93 223V222H92ZM98 223V222H97ZM96 223V224H97ZM104 223V222H103ZM109 223H106V225L108 224V227H111V226H109L110 224ZM133 223H134V221H133ZM57 224H58V222H57ZM69 224H72V223H69ZM77 224V223H76ZM85 224V223H84ZM91 224V223H90ZM89 224V225H90ZM100 224V223H99ZM130 224H132L131 222H130ZM129 224V225H130ZM59 225V224H58ZM57 225V226H58ZM63 225V224H62ZM101 225H102V223H101ZM69 226V225H68ZM76 226V225H75ZM115 226V225H114ZM124 226V225H123ZM128 226V225H127ZM71 227V226H70ZM70 227H68V228H65V227H62L61 229H60V233H61V238L59 239V242H57V244L58 245H56L57 247H61V248H59V249H62L64 252L66 251V252H68L69 253V251L72 253V251L71 250H73V251H78V250H80L79 248H81V247H83L84 249H86V248H88L89 247V245L91 244L90 243V239L92 240L93 238H91V236H89V234L87 233L86 234V232L83 230V229H81V227H83V226H81L80 228L79 227H74V225L72 226V227H74V228H70ZM85 227V226H84ZM88 228H90L89 226H87ZM93 226H91V228H92ZM107 227V226H106ZM107 227V228H108ZM113 227V226H112ZM156 227V226H155ZM87 228V229H88ZM93 228H95V226L93 227ZM92 228V230H94ZM101 228H103L102 226H101ZM100 228V229H101ZM127 228V227H126ZM131 228V227H130ZM153 228H154V224H153ZM157 228V227H156ZM155 228V229H156ZM99 229V228H98ZM106 229V228H105ZM110 229V228H109ZM108 229V230H109ZM112 229V228H111ZM115 229H117V228H115ZM120 229V228H119ZM122 229V228H121ZM128 229H129V226H128ZM132 229V228H131ZM95 230H97V229H95ZM94 230V231H95ZM104 229H101V230H98L99 232H102ZM107 230V229H106ZM105 230V231H106ZM160 230V229H159ZM105 231H103V232H105ZM110 231V230H109ZM108 231V232H109ZM114 230H112V232H113ZM162 231V230H161ZM88 232V231H87ZM90 232V231H89ZM111 232V231H110ZM123 232V231H122ZM157 232H158V229H157ZM54 233V234H55ZM124 233V232H123ZM130 233V232H129ZM156 233V232H155ZM161 233V232H160ZM46 234H48V233H46ZM53 234V233H52ZM51 234V235H52ZM106 234H110V233H105V236H108V235H106ZM113 235H115L116 234V236H117V234L118 233H112ZM112 234H110V238L108 237V239H105L106 241H108L109 242V240H110V242H113V241H111V239L113 240V237L111 238V235ZM60 235V234H59ZM123 234L121 233L119 236H122ZM131 235V234H130ZM118 236V238H122V237H119ZM90 237V238H89ZM99 237V236H98ZM141 237V236H140ZM165 237V234H163V238ZM116 238V237H115ZM150 238V237H149ZM117 239V238H116ZM141 239V238H140ZM49 240H50V238H49ZM52 240V239H51ZM50 240V241H51ZM160 240V239H159ZM54 241V240H53ZM93 241V240H92ZM91 241V242H92ZM106 241H104V242H106ZM129 241V240H128ZM146 241V240H145ZM124 242V241H123ZM56 243V242H55ZM95 244V241H94V243H92L91 244V246H93ZM103 244V243H102ZM111 244V243H106V245L107 246H109V245ZM48 245V244H47ZM98 245V244H97ZM113 245V244H112ZM144 245V244H143ZM53 246H55L54 244H53ZM100 246V245H99ZM49 247V246H48ZM57 247L55 248L54 247V249H53V247H49V248H52V251L53 250H55V252L57 253ZM95 249L93 250V252L98 248V247H95V245L93 246ZM139 247V246H138ZM143 247V246H142ZM146 247V246H145ZM90 249L92 248V247H89ZM120 248V247H119ZM99 249V248H98ZM112 249V248H111ZM61 250V251H62ZM87 250V249H86ZM118 250V249H117ZM51 250H50V252H52ZM60 251V250H59ZM58 251V254L60 253V255H61V251L59 252ZM87 251H89V249L87 250ZM101 251V250H100ZM138 251V250H137ZM53 253V254H51L50 255V257L51 256H56V253ZM82 252H83V250H82ZM123 252V251H122ZM130 252V251H129ZM71 253H69V254H71ZM78 253H79V251H78ZM90 253H92V252H90ZM96 253V252H95ZM116 253V252H115ZM144 253V252H143ZM63 254H65V253H63ZM68 254V255H69ZM72 254H74V253H72ZM93 254V253H92ZM98 254V253H97ZM96 254V255H97ZM117 254H118V252H117ZM139 254V253H138ZM60 255H59V258H60ZM74 255H76V254H74ZM74 255H73V257H74ZM80 254H78L77 256L78 257H80L79 256ZM83 255V254H82ZM91 255V254H90ZM89 255V256H90ZM95 255V256H96ZM63 256V255H62ZM100 256V255H99ZM104 256V255H103ZM122 256V255H121ZM126 256V255H125ZM66 257V256H65ZM72 257V258H73ZM108 257V256H107ZM119 257V256H118ZM130 257H131V255H130ZM155 257H157V256H155ZM55 258V257H54ZM57 258V257H56ZM66 258H68V257H66ZM65 258V259H66ZM71 258V257H70ZM71 258V259H72ZM100 258V257H99ZM129 258V257H128ZM154 258V257H153ZM50 259V258H49ZM51 259H52V257H51ZM51 259L49 260V261H51ZM61 259V258H60ZM64 259V260H65ZM78 259H80L81 260V258H78ZM154 259H156V258H154ZM153 259V260H154ZM158 259V258H157ZM73 260V259H72ZM99 260V259H98ZM101 260H103V259H101ZM136 260V259H135ZM138 260V259H137ZM137 260L135 261V262H137ZM55 261V260H54ZM56 261H57V259H56ZM82 261V260H81ZM94 261V260H93ZM92 261V262H93ZM115 261V260H114ZM52 262V261H51ZM65 262H67V264H69L68 263V260H66ZM64 262V263H65ZM80 262V261H79ZM83 262V261H82ZM133 263V262H131V263H133V264H136V263ZM153 262V261H152ZM63 263V262H62ZM63 263V264H64ZM81 263V262H80ZM130 263V264H131ZM66 264V263H65ZM71 264V263H70ZM97 264H98V262H97ZM129 264V263H128Z\"/></svg>",
  "mask_w": 264,
  "mask_h": 264
},
{
  "label": "crops",
  "instance_id": "0c3cea01",
  "mask_svg": "<svg viewBox=\"0 0 264 264\" xmlns=\"http://www.w3.org/2000/svg\"><path fill=\"white\" fill-rule=\"evenodd\" d=\"M130 146L133 152H135L136 160H134L139 170L144 174L152 173L160 160H174L180 152L178 135L170 127L167 119L158 118L156 116H152L146 120L141 128L134 133ZM180 162L182 163V167H184L192 163V160H183ZM188 176L194 181L192 184L195 183L196 180H198L197 177H199L197 170L194 168H189ZM233 183L237 185L239 182L235 181ZM228 184L230 185L231 181L228 182ZM193 191L194 193H200L197 190ZM215 193L221 194L222 191L218 190ZM175 194L176 196L178 195L177 192ZM217 197L218 196L207 198L202 195H197L183 198L178 197L176 200H170L166 193L162 191L159 193L158 200L156 194V202L158 204L156 212L157 225L175 231L177 237H180V235L184 236L186 235L185 232L180 234L178 231L186 224L204 221V218L197 212V209L207 202L219 199ZM230 201L233 202L236 201V199L232 196ZM221 216H223V210L222 212H217L213 219L209 216L210 222L214 220V226L209 235L211 237V243L208 251V264H237L236 260H234L237 252L236 248L239 247L240 252L245 248L242 245L245 238H242L244 237L243 223L246 222L247 216H242L240 214L239 217L234 220L222 219ZM183 230H185V228ZM236 234H238L241 239L235 240L233 242L234 245L228 244V239ZM182 248L177 252H171L169 256H166L167 260L161 264H193L191 257L188 255L189 250L185 249V247L184 249ZM212 252H214L215 256L213 260H210ZM243 254L245 255L246 252ZM242 258L243 256L241 255V264L244 260Z\"/></svg>",
  "mask_w": 264,
  "mask_h": 264
}]
</instances>
